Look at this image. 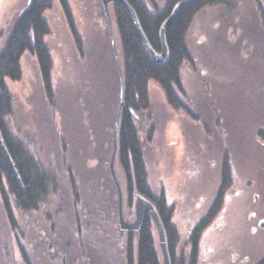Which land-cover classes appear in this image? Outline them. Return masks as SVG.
I'll return each instance as SVG.
<instances>
[{
	"label": "rangeland",
	"instance_id": "obj_1",
	"mask_svg": "<svg viewBox=\"0 0 264 264\" xmlns=\"http://www.w3.org/2000/svg\"><path fill=\"white\" fill-rule=\"evenodd\" d=\"M65 2L80 47L61 3L53 0L44 14L52 100L28 54L21 79L6 81L8 130L55 176L56 187L38 211L22 213L12 203L13 225L0 196V264H24L23 255L28 264H125L126 233H119L108 168L118 104L116 17L109 5L111 43L100 0ZM166 2L153 0L148 10H162ZM26 3L0 0V50ZM185 45L191 61L180 69L178 97L187 110L170 108L150 81L149 114L135 119L148 184L173 210L176 264L181 258L185 264L191 230L214 199L221 164L228 166L232 185L221 213L200 236L197 264H254L264 254V23L257 3L230 0L203 8ZM114 173L123 219L133 222L116 161ZM153 234L159 252L155 228Z\"/></svg>",
	"mask_w": 264,
	"mask_h": 264
},
{
	"label": "trees",
	"instance_id": "obj_2",
	"mask_svg": "<svg viewBox=\"0 0 264 264\" xmlns=\"http://www.w3.org/2000/svg\"><path fill=\"white\" fill-rule=\"evenodd\" d=\"M53 0H30L24 6L0 50V131L6 148L15 166L19 180L13 174L0 146V196L8 221L13 225L12 203L22 213L38 211L50 198L56 187L55 176L43 170L28 149L9 132L6 119L12 111V101L6 81L17 82L21 79V59L24 54L34 58L39 70L43 90L51 98L52 60L45 38L49 35V26L44 14ZM66 15L71 33L80 47L77 35L65 0H58ZM135 11L142 31L155 52H160L159 29L168 17L174 5L182 0H167L162 10L149 11L148 4L153 0H126ZM230 0H199L180 9L176 18L165 32L169 49V58L163 64H156L146 52L137 36L128 13L119 5H112L116 17L117 33L120 42V68L123 79V99L131 111L122 110L115 135L116 156L125 186L127 204L131 207L134 196L139 194L147 199L157 211L166 235L170 264H176L174 247L178 242V233L171 223L173 210L167 205L164 193L154 194L148 184L143 150L139 141L135 119L147 117L150 111L148 84L155 82L164 96L166 104L175 111L187 110L178 97L182 92L180 69L191 61L185 45V36L195 15L205 7L227 3ZM148 2V3H147ZM259 15L264 23V10L259 0ZM119 95V81H118ZM116 114L113 120L115 123ZM150 132V131H148ZM147 132V133H148ZM220 185L207 214L192 228L185 251V264H197L199 239L207 227L217 217L224 205V197L232 185L231 171L221 164ZM52 191V192H51ZM154 228L151 220L145 217L137 232H127L124 239L125 264H162L156 248ZM24 264H28L25 255ZM177 264H183L181 258Z\"/></svg>",
	"mask_w": 264,
	"mask_h": 264
},
{
	"label": "water",
	"instance_id": "obj_3",
	"mask_svg": "<svg viewBox=\"0 0 264 264\" xmlns=\"http://www.w3.org/2000/svg\"><path fill=\"white\" fill-rule=\"evenodd\" d=\"M103 6V10L105 13V16L108 21V27L111 35V43L113 42L112 39V34H111V25L109 21V13H108V7L109 5H119L121 6L129 15L131 18L133 27L137 33L138 38L140 39L141 43L143 44L146 52L150 56V58L156 63V64H163L165 63L168 58H169V49L167 46L166 42V37H165V32L167 27L173 22V20L176 18L178 12L180 11L181 8L190 6L199 0H182L174 5L172 8L170 14L168 17L163 21L162 25L160 26L159 29V40H160V45H161V50L160 52H155L150 44L148 43L142 28L140 26L138 17L133 10V8L129 5V3L126 0H100ZM263 10H264V0H259ZM30 0H27L26 6H28ZM113 47V45H112ZM114 49V48H113ZM115 53V51H114ZM116 55V53H115ZM116 58V63H117V69H118V76H119V95H118V104H117V112H116V118H115V123H114V129H113V151L110 157L109 161V173L111 176V179L113 181V184L115 186V189L117 191V219H118V228H119V233L120 236L123 235V233L127 232H137L141 225L143 224V221L145 217H148L153 225L154 228L157 232V239H158V246H159V252L161 255V261L162 264H170V255L167 249V242H166V235H165V229L163 227V224L159 218V215L157 211L155 210L154 206L144 197L141 195L137 194L134 196V202H133V213H134V220L133 222H128L123 219L122 216V194H121V189L118 185V182L115 177L114 173V163H115V156H116V142H115V135L118 127V122L120 118V114L122 110H127L131 111V108L125 103L123 99V79H122V73H121V68L119 65V61ZM0 146L1 149L4 153V156L7 160V162L10 165V168L15 175V177L19 180V176L17 174V171L15 169V166L12 162V159L9 155V152L6 148L5 142L3 140L2 133L0 131ZM263 174H264V168H263ZM264 208V205H263ZM254 264H264V254L263 256Z\"/></svg>",
	"mask_w": 264,
	"mask_h": 264
},
{
	"label": "bare ground",
	"instance_id": "obj_4",
	"mask_svg": "<svg viewBox=\"0 0 264 264\" xmlns=\"http://www.w3.org/2000/svg\"><path fill=\"white\" fill-rule=\"evenodd\" d=\"M118 70V69H117Z\"/></svg>",
	"mask_w": 264,
	"mask_h": 264
},
{
	"label": "flooded vegetation",
	"instance_id": "obj_5",
	"mask_svg": "<svg viewBox=\"0 0 264 264\" xmlns=\"http://www.w3.org/2000/svg\"><path fill=\"white\" fill-rule=\"evenodd\" d=\"M264 146V145H263Z\"/></svg>",
	"mask_w": 264,
	"mask_h": 264
}]
</instances>
